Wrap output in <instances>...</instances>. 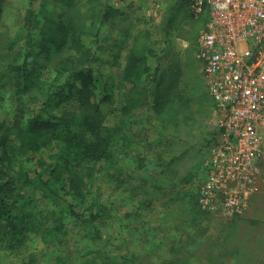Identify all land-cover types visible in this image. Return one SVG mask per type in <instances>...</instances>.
I'll return each mask as SVG.
<instances>
[{"label":"rangeland","instance_id":"obj_1","mask_svg":"<svg viewBox=\"0 0 264 264\" xmlns=\"http://www.w3.org/2000/svg\"><path fill=\"white\" fill-rule=\"evenodd\" d=\"M1 3L6 7L5 29L25 34L22 16L30 0ZM96 3L112 5L120 13L103 30L111 37V45L124 42L121 63L135 36L149 35L148 44L157 52L150 57L151 73L156 71L161 78L157 89L161 97L156 98L157 90L146 93L153 79L146 75L141 93L134 96L136 101H129L122 87L115 103L103 106L107 124L130 119L132 123L124 130L133 134V145L122 154L119 170H110L114 177L94 191L105 200L106 218L94 223L85 216L68 218V238L58 245L32 246L38 254L32 264H120L123 255L135 256L142 264H264V163L242 215L209 213L198 203L199 189L207 177L204 163L221 130V115L197 57L198 38L209 20V10L196 17L193 0H162L160 9L151 12L149 0H79L87 8ZM104 55L105 61L96 69L121 80L122 66L111 63L114 51ZM2 97L0 125L14 113L6 100L8 94ZM39 201L45 211L47 201Z\"/></svg>","mask_w":264,"mask_h":264},{"label":"trees","instance_id":"obj_2","mask_svg":"<svg viewBox=\"0 0 264 264\" xmlns=\"http://www.w3.org/2000/svg\"><path fill=\"white\" fill-rule=\"evenodd\" d=\"M87 6L79 0H30L23 34L5 29L0 0V99L8 94L14 111L0 125V264H32L38 257L32 246L68 238V218H106L105 200L94 191L114 177L110 170H119L133 134L124 130L130 119L107 124L103 106L113 105L122 87L136 101L146 75L153 78L146 93L159 87L161 78L151 73L150 57L157 52L149 35H136L121 63L124 42L111 45L103 30L120 13L112 5ZM108 51H114L112 65L122 66L121 80L96 69ZM42 199L49 206L45 211ZM119 259L142 264L135 256Z\"/></svg>","mask_w":264,"mask_h":264},{"label":"built area","instance_id":"obj_3","mask_svg":"<svg viewBox=\"0 0 264 264\" xmlns=\"http://www.w3.org/2000/svg\"><path fill=\"white\" fill-rule=\"evenodd\" d=\"M149 1L150 12L160 9L162 0ZM205 9L209 20L197 57L221 130L204 163L198 203L209 213L234 217L245 212L264 163V0H193L196 17Z\"/></svg>","mask_w":264,"mask_h":264}]
</instances>
